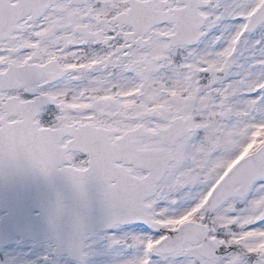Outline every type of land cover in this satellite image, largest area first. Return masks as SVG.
Masks as SVG:
<instances>
[{"label": "snow or ice", "instance_id": "obj_1", "mask_svg": "<svg viewBox=\"0 0 264 264\" xmlns=\"http://www.w3.org/2000/svg\"><path fill=\"white\" fill-rule=\"evenodd\" d=\"M0 264H264V0H0Z\"/></svg>", "mask_w": 264, "mask_h": 264}]
</instances>
